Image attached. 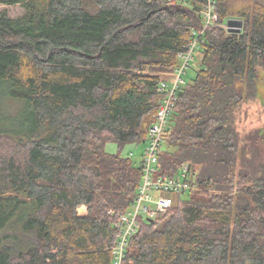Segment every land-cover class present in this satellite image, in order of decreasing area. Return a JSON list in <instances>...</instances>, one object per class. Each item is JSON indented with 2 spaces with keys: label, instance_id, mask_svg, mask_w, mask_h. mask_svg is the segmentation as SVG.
<instances>
[{
  "label": "trees",
  "instance_id": "obj_1",
  "mask_svg": "<svg viewBox=\"0 0 264 264\" xmlns=\"http://www.w3.org/2000/svg\"><path fill=\"white\" fill-rule=\"evenodd\" d=\"M203 2L0 0L25 10L0 13V98L30 118L0 124V264H113L118 216L142 182L120 152L147 142ZM217 11L159 155L162 173L186 165L198 189L142 221L124 264H264V127L237 121L259 95L264 0ZM230 19L241 33L221 27Z\"/></svg>",
  "mask_w": 264,
  "mask_h": 264
},
{
  "label": "built area",
  "instance_id": "obj_2",
  "mask_svg": "<svg viewBox=\"0 0 264 264\" xmlns=\"http://www.w3.org/2000/svg\"><path fill=\"white\" fill-rule=\"evenodd\" d=\"M203 1L199 12L203 21L201 29L193 32L186 50L179 53V66L167 74L166 79L159 84L158 91L164 94V98L154 116L155 122L149 130L147 147L140 164L142 168L140 188L134 202L118 216L117 242L112 250L113 264H124L130 240L140 230L142 221L167 213L175 203V196L184 197L198 189L197 182L192 178L186 165L176 176L162 173L159 155L164 145L166 128L175 111L179 91L186 84L184 76L187 69L195 60V54L201 47L207 29L219 22L218 0ZM221 27L228 30L226 24ZM130 155L133 156V153Z\"/></svg>",
  "mask_w": 264,
  "mask_h": 264
},
{
  "label": "rangeland",
  "instance_id": "obj_3",
  "mask_svg": "<svg viewBox=\"0 0 264 264\" xmlns=\"http://www.w3.org/2000/svg\"><path fill=\"white\" fill-rule=\"evenodd\" d=\"M6 11L10 17L16 18L24 14L25 10L20 5L6 6L0 5V13ZM201 49L197 50L195 60L191 63L184 76L187 83H191L199 69ZM259 95L256 101L246 103L237 115L238 125L241 130L249 131L255 128L264 127V71H259L258 80ZM30 120L28 111L16 100L0 98V124L5 127L10 125L28 123ZM147 142L133 143L126 145L120 152L121 156L128 157L133 153L132 160L136 165H140L145 153ZM164 149V146H163ZM106 151L110 154H118L119 145L116 142H109L106 145Z\"/></svg>",
  "mask_w": 264,
  "mask_h": 264
},
{
  "label": "water",
  "instance_id": "obj_4",
  "mask_svg": "<svg viewBox=\"0 0 264 264\" xmlns=\"http://www.w3.org/2000/svg\"><path fill=\"white\" fill-rule=\"evenodd\" d=\"M243 25H244V22L242 20L230 19L227 21L228 32L229 33H241L243 29Z\"/></svg>",
  "mask_w": 264,
  "mask_h": 264
}]
</instances>
